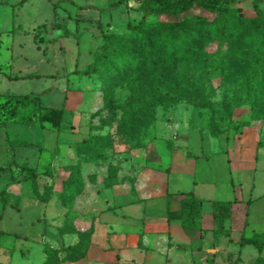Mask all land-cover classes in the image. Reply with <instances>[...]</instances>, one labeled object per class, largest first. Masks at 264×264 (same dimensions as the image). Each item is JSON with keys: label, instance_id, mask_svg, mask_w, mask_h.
I'll list each match as a JSON object with an SVG mask.
<instances>
[{"label": "rangeland", "instance_id": "1", "mask_svg": "<svg viewBox=\"0 0 264 264\" xmlns=\"http://www.w3.org/2000/svg\"><path fill=\"white\" fill-rule=\"evenodd\" d=\"M20 1L0 0V71L3 72L0 74V94L37 95L44 107H64V115L60 134L12 122L0 129V166H7L0 171V210L2 203L5 204L0 230L6 232L0 234V264H124L121 262L124 259L127 264L131 261L139 264H189L191 258L193 263L203 264L207 257L197 253L195 236L185 235L179 226L166 224L163 195L165 191H188L193 185H198L197 193L201 197L231 199L233 193L224 183L229 169L232 170V185L237 182L234 174L237 164L231 154V142L239 140L243 130L255 123L260 131L257 135L260 142L257 165L264 168V137L260 135L264 134V109L257 119L250 106H237L239 100H244L240 92L241 83L232 82L234 74L230 69L225 67L221 72L215 64L216 60L222 62V56L241 43L227 37L224 33L227 28H223L218 39H204L200 51L204 64L180 63L161 79L145 78L137 83L133 90L138 97L146 93L156 94L157 89L160 94L155 104L154 122L148 127H143L145 117H136L125 104L133 90L125 83L120 85L112 80L111 109L102 110L91 121V133L102 138L107 146L103 161L106 172L107 165L116 171L111 183L126 182L133 190V176L138 165L159 172L163 180L159 176L146 180L148 197L143 202L132 204L135 197L132 193L124 202L128 206L118 209L119 213L130 216L127 222L117 223L122 226L120 230L137 231L144 227V230L151 231L144 235L148 244H132L130 237L115 230L116 234H107L108 228L96 220L95 244H89L87 233H80L81 243L77 247L83 257L71 261L60 251L64 244L57 234L61 220L57 204H61L62 178L68 175H63L64 171L81 161L82 155H76L74 161L64 168H56V156L59 143L69 140L70 126L102 107L100 77L81 72L101 53L100 29L96 22L90 20L97 19L103 24L102 33L126 36L129 33L127 22L137 21L140 14L124 6L108 9L109 3L116 0H73V5L64 3L69 5L76 18L81 19L76 22L67 17L62 7L56 9L54 17L51 3L57 0ZM260 7L264 10V0H261ZM233 8L245 10L246 19L253 17L249 12L252 0H243ZM201 14L208 20L211 17L195 8L186 15L195 17ZM174 19L161 16L149 21ZM231 20L227 19V23ZM54 21L61 25L60 29L51 27ZM42 25L45 26L39 31L42 42L38 48L34 34ZM63 29L70 32L68 37H62ZM262 70L264 73V66ZM5 73L20 78L8 79ZM26 75L31 77L22 78ZM224 140L229 142L227 155L230 164L224 152L227 148L221 144ZM177 144L181 147H176ZM193 154L206 157H194ZM13 162L33 168V181L22 180L31 174L21 173L10 165ZM169 173L171 176L166 184ZM40 198L47 199L46 207L39 202ZM110 203L113 204V200ZM207 204L203 207L205 214L209 211ZM65 205L72 208L73 201H67ZM99 205L103 207V203ZM142 211L145 224L138 222ZM118 212L109 211L110 221L117 217ZM235 216L238 217V213ZM66 220L71 223V215ZM165 231L176 244L191 247L189 250L193 253L190 255L183 249H163L161 246L164 244L156 248V238L166 235ZM18 234H22L21 237L15 236ZM45 247L53 250L52 253L44 252ZM248 250L254 249L249 247L245 251V259L250 253ZM113 254L115 259L111 257Z\"/></svg>", "mask_w": 264, "mask_h": 264}, {"label": "trees", "instance_id": "2", "mask_svg": "<svg viewBox=\"0 0 264 264\" xmlns=\"http://www.w3.org/2000/svg\"><path fill=\"white\" fill-rule=\"evenodd\" d=\"M27 0H21L20 3ZM129 0H116L109 3L108 9H116L124 6L126 9H133L140 14L135 22H127L126 28L129 33L126 36H115L102 33L103 24L97 19L96 22L101 32V53L92 59L90 65L81 72L84 75L97 74L100 77V91L102 107L88 119V134L76 143V155H82V160L70 166L67 177L61 183L59 197L61 204L66 206L67 201H73L75 197L83 191V181L80 174L81 162H93L95 165H104V150L106 144L102 142L96 134L91 133V121L93 116L101 114V111H109L113 103L112 80L118 84L125 83L128 88L133 87L145 78H159L171 71L180 63L188 65H202L204 58L200 57L204 39H218L221 30L229 38L233 37L235 42H240V46L232 52L229 50L222 56V62L215 61L218 71H223L226 67L230 69L232 82L241 83V96L244 100L237 102V106L248 105L254 109V116L262 115L264 109V10L260 7L261 0H252V9L249 11L253 17L246 19L241 8H233L234 5L243 0H136V8L128 6ZM1 3H4L1 1ZM69 3L73 5V0H57L52 2L54 17L56 9L60 4ZM199 9L202 13H208L211 17L206 19L202 14L195 17L186 15L192 9ZM69 19L76 22L81 19L70 14L62 8ZM231 12L233 14H231ZM165 16L175 18L168 22L149 21L151 18ZM231 19L228 24L227 19ZM42 25L37 28L34 34V42L39 48L42 37L39 34ZM51 27L60 29L61 25L54 21ZM70 32L66 29L62 31V37H68ZM238 57L235 60V57ZM243 64L241 65L240 62ZM1 74V72H0ZM8 79H19L18 76L6 75ZM31 77L30 75L22 78ZM245 86V88H243ZM154 93H146L138 97L133 92L125 99L128 110L136 117L144 116L146 119L143 127H148L154 122L155 104L159 101L158 89ZM64 114V107L53 108L44 107L40 97L37 95H7L0 94V129L7 123L12 122L30 127H42L48 130L59 132ZM264 114V112H263ZM15 143H18L17 141ZM32 146V144L30 145ZM14 167L21 173L29 172L30 176H24L22 180L35 178V170L26 164L13 162ZM8 165V166H10ZM0 166V171L5 169ZM116 171L112 166L107 165V176L105 187L113 185L111 178ZM15 182L18 179L14 180ZM179 201V209L172 211L167 206L166 218L168 221H179L183 230H190L193 224L201 217L202 201L194 197L192 192L182 194ZM40 202H47L46 198H40ZM249 205V202L247 203ZM233 202H211V216L215 226L214 233L224 235V221L232 216ZM5 204L2 203L0 218L4 211ZM70 210L65 217H69ZM75 228L71 223L65 221L59 229V234L74 232ZM6 232L0 231V234ZM21 237V235H15ZM81 239L76 246L61 248L65 258L77 261L83 257V253L78 251ZM252 245L259 252L264 250V234H254L250 238L242 237L239 246ZM53 251V250H52ZM50 248L45 247L44 252L52 253ZM258 264H264V259L258 260Z\"/></svg>", "mask_w": 264, "mask_h": 264}, {"label": "crops", "instance_id": "3", "mask_svg": "<svg viewBox=\"0 0 264 264\" xmlns=\"http://www.w3.org/2000/svg\"><path fill=\"white\" fill-rule=\"evenodd\" d=\"M60 6L64 8L71 17H74L72 12H70L71 9L69 5L66 6L64 3H62L60 4ZM128 6H130L131 8H136L137 1L129 0ZM2 73L3 72H1V74ZM5 75L8 74L5 73ZM89 116L90 115L86 114L81 122H77V124L71 125L70 129L68 130L69 140L59 143L61 145L58 146L57 149V152L59 153L58 156H56V168H58L59 166H62V168H64L68 165L69 162L72 163L74 161L76 156V143H78L83 137L88 134L87 126ZM258 128L259 126L256 123L252 124L249 127H246V129L243 130V134L240 136V139L236 140L235 142H231V154L235 158L237 164L234 169V174L237 177V182L236 185H232V170L230 169L228 173L229 178L227 177L224 182L230 187L233 193L231 199L218 200L201 197L197 193L198 185H193L191 187V190L188 191H165L163 195V198L165 199L166 224L179 226V228H181L179 221L167 220V206L172 211L178 210L179 201L183 198L182 194L189 192H192L194 197L202 201L200 219L195 221L192 229L185 231L181 228V231H183L185 235H194L198 240V246L196 247L197 253H201L204 257H207V259L204 260L203 264H258V260L264 259V256L262 255L264 250L259 252L254 246L249 244L242 247L239 246V242L242 237L250 238L254 234H264V230H258V228H264V168H258L257 165V155L259 150L258 145L260 143L258 141V134L260 132ZM262 131H264V126L262 128ZM55 133L60 134L61 127L60 131ZM260 135H263L264 137V134ZM221 144L227 148V150L225 149L224 152L226 154L227 162L230 164L231 160L227 155L229 142L224 140V142H221ZM65 145L66 147H68L65 148ZM176 147H181V145L177 144ZM124 156L129 158L128 154H125ZM194 157L204 158L206 156L194 155ZM59 162H61V164H59ZM127 163L129 164V162H124L125 165H127ZM79 165L80 174L83 181L82 193L74 198L72 208H67L62 204H57L59 216H61V220L57 227V234L61 239V242L64 244V247L76 246L79 242L80 233L84 232L85 234L87 233V235H89V244H95L93 241V235L95 232L94 223L96 220L98 223L104 224V226L108 228V230L106 231L107 234H116V232H118L120 234H124L128 238L130 237L132 244H148V242L144 238V235L145 232L150 233L151 231L144 230V227L138 228L137 231L133 230L125 232V229L120 230L122 226L118 225L117 223L127 222V220L130 219V216L124 213H119L118 209L123 208L124 206H128L125 205L124 202H127L128 196H130V194L132 193L135 195L132 204L143 202V200L148 197V195H146V180H152L154 178L156 179V177L158 176L159 178H161V174L159 172L156 173L154 170L147 167L143 168L140 165L136 166V171L134 172L133 176L135 184L132 190L131 185L126 182L116 183L111 185L110 187H105L104 180L107 176L105 165H95L93 162H81ZM67 174L68 172L64 171L63 175ZM170 176L171 173H169V175L166 177V184L168 183ZM65 178H62V181ZM212 187H214L213 184ZM110 200H113V204L110 203ZM212 201L233 202L232 216L230 219L224 221L223 224L226 233L224 235H217L214 233L215 226L213 224L211 216ZM248 202L249 205L247 204ZM99 203H103V207H100ZM205 203H208L207 205L209 206V211H207V214L203 213V207ZM42 204H44L45 206L48 204V202ZM68 210H70L71 212V226L75 228V231L60 235L59 229L63 226L64 222L67 221V217H65V214ZM110 210H114L115 212L119 213H117V217H113V221H110L109 219L108 213ZM142 212L143 213L141 217L138 218V222L141 221L143 222V224H145L146 218L144 215V211ZM237 213L238 217L235 216ZM113 230H115L116 232H114ZM165 232L166 235H161L159 238H156L158 239L154 242V244H156V248L159 247V244H164V246H161V248L163 249L165 247L178 250L183 249L190 255L191 253H193L191 250H189V248L191 247L187 245L184 246L182 244H176L175 241L170 236H168L167 231ZM249 247H253L255 252L254 250H248L250 251V253L246 254L245 259L244 253L245 251H247V249H249ZM111 257L115 259L116 255L113 254V256ZM124 260L121 262L127 264V262H125ZM192 261L193 260L191 258L189 264H195ZM131 262V264H139L134 263L133 261Z\"/></svg>", "mask_w": 264, "mask_h": 264}]
</instances>
